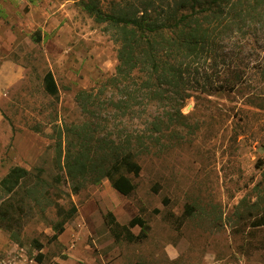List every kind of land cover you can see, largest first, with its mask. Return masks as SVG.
<instances>
[{"label":"rangeland","instance_id":"374dc122","mask_svg":"<svg viewBox=\"0 0 264 264\" xmlns=\"http://www.w3.org/2000/svg\"><path fill=\"white\" fill-rule=\"evenodd\" d=\"M81 1L89 0H0V179L19 166L39 169L43 181L15 230L20 244L0 229V264H264V231L254 225L264 211V111L232 94L192 91L181 109L187 124L174 132L156 134L148 125L160 108L141 117L117 114L108 104L112 93L100 92L116 66L114 30L95 23ZM97 1L111 13L122 0ZM47 71L57 97L43 90ZM81 91L92 99L78 102ZM81 128L92 129L90 155L102 168L111 162L92 147L128 141L138 176L122 166L112 182H71L63 152L68 142L77 150ZM138 136L145 146L138 147ZM55 202L77 213L50 243ZM186 209L190 215L181 219ZM107 213L124 227L145 221L146 238L115 240ZM128 230L140 232L137 225ZM33 240L43 245L41 263Z\"/></svg>","mask_w":264,"mask_h":264},{"label":"trees","instance_id":"16d2710c","mask_svg":"<svg viewBox=\"0 0 264 264\" xmlns=\"http://www.w3.org/2000/svg\"><path fill=\"white\" fill-rule=\"evenodd\" d=\"M79 6L95 23L114 30L116 66L100 92L108 89L112 93L108 104L117 114L130 112L141 117L154 107L160 108L162 113L153 116L148 125L156 134L174 132L187 124L181 109L188 99L195 98L192 91L208 96L232 94L264 111V0H122L111 13L103 12L97 0L81 1ZM42 80L44 92L57 97L53 74L47 71ZM90 99L91 94L84 91L76 95L80 103ZM91 130L81 128L77 133L80 146L73 151V143L68 142L64 152L63 132L57 131L54 149L59 158L64 153L67 178L71 182L82 178L92 183L101 178L112 182L122 166L137 177L140 167L131 163L128 141L122 145L98 141L92 149L111 163L102 168L99 160H94L89 147ZM143 138H136L139 148L145 146ZM33 171L36 173L14 166L0 179V229L16 245L20 243L15 230L22 228L23 218L32 211V191L43 182L41 171ZM78 190V186L73 187L74 192ZM152 191L157 193V188ZM53 206L57 221L48 238L50 243L58 240L77 213L75 206L67 210L57 202ZM189 215L186 209L181 219ZM106 219L115 240L133 243L146 238L148 226L140 218L128 227L120 226L111 213ZM135 225L140 228L137 235L128 230ZM254 225L264 231V211ZM32 243L37 251L34 260L41 263L43 245L37 240Z\"/></svg>","mask_w":264,"mask_h":264},{"label":"built area","instance_id":"2783aa9c","mask_svg":"<svg viewBox=\"0 0 264 264\" xmlns=\"http://www.w3.org/2000/svg\"><path fill=\"white\" fill-rule=\"evenodd\" d=\"M30 262H33V261H30Z\"/></svg>","mask_w":264,"mask_h":264}]
</instances>
